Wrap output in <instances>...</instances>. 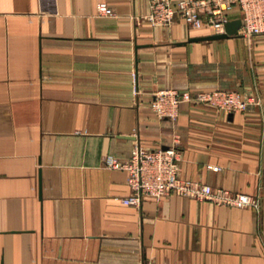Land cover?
Returning <instances> with one entry per match:
<instances>
[{
	"label": "crops",
	"instance_id": "0c3cea01",
	"mask_svg": "<svg viewBox=\"0 0 264 264\" xmlns=\"http://www.w3.org/2000/svg\"><path fill=\"white\" fill-rule=\"evenodd\" d=\"M150 3L0 0V264H264V34L190 41L210 33L152 26ZM215 88L249 107L183 102L176 120L150 107L160 89ZM136 143L175 146L181 178L258 207L123 203L127 175L104 160Z\"/></svg>",
	"mask_w": 264,
	"mask_h": 264
},
{
	"label": "built area",
	"instance_id": "2783aa9c",
	"mask_svg": "<svg viewBox=\"0 0 264 264\" xmlns=\"http://www.w3.org/2000/svg\"><path fill=\"white\" fill-rule=\"evenodd\" d=\"M97 10L113 15L112 9L104 3H99ZM234 10L239 12L241 21L239 35L251 38L264 34V0H151L146 19L155 27H168L179 19L189 29H207L210 34H219L224 32ZM190 101L226 113L244 112L250 103L234 89L215 88L195 93L160 89L154 93L150 107L157 117L176 120L180 104ZM178 162L179 151L175 146L147 150L136 143L127 159L119 160L108 155L104 165L126 173L130 195L123 199V203L128 205L139 206L143 199L159 200L173 193L218 205L258 207V200L249 194L181 178ZM142 264L154 263L145 261Z\"/></svg>",
	"mask_w": 264,
	"mask_h": 264
},
{
	"label": "water",
	"instance_id": "95a60500",
	"mask_svg": "<svg viewBox=\"0 0 264 264\" xmlns=\"http://www.w3.org/2000/svg\"><path fill=\"white\" fill-rule=\"evenodd\" d=\"M240 24H241V21L239 18L231 19L225 24L224 32L219 33V34H209V35L194 37L189 40L190 41H213V40L226 39L232 36H237Z\"/></svg>",
	"mask_w": 264,
	"mask_h": 264
}]
</instances>
